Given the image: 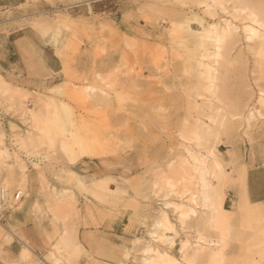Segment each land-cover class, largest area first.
<instances>
[{
    "label": "rangeland",
    "instance_id": "rangeland-1",
    "mask_svg": "<svg viewBox=\"0 0 264 264\" xmlns=\"http://www.w3.org/2000/svg\"><path fill=\"white\" fill-rule=\"evenodd\" d=\"M199 1L0 5V63L15 64L0 67V264H189L195 247L193 264H264V49L246 39L234 1L211 15ZM226 20L238 28L213 73L219 101L196 44L202 27ZM28 69L32 89L19 81ZM78 139L95 143L84 152ZM185 146L222 163L220 229L192 211L198 181L184 171ZM229 226L223 256L204 249Z\"/></svg>",
    "mask_w": 264,
    "mask_h": 264
},
{
    "label": "bare ground",
    "instance_id": "bare-ground-1",
    "mask_svg": "<svg viewBox=\"0 0 264 264\" xmlns=\"http://www.w3.org/2000/svg\"><path fill=\"white\" fill-rule=\"evenodd\" d=\"M230 1H232V2L234 1L232 3V4L235 3L234 9L237 12L244 13L245 14V20L248 21V24H246L243 27V30L246 34V39L249 42H253V44L260 45L264 49V3H261L258 1H253V0H205V1H202L201 3H200V1L197 3L201 4V5L202 4L205 5L207 8L206 12L208 13V11H209V14L211 15L212 13H210V12L215 7H219L220 9L227 11V9H228L227 6L229 7ZM237 28L238 27H236L229 20H226L223 25L211 24L209 28L202 27L201 39L198 40V42L196 44L199 48V54H198L199 60L197 62H198L199 68L200 67L203 68V70H200V71L202 72L203 80L206 81V83L204 84L205 90L212 97H214L215 99H217L219 101L221 100V96H219L217 93L218 89H217V85H216L215 77H214L213 73H214V70H216L215 68H216V63L218 62V60H220L224 56L228 55V53L226 52L227 50H225V49H227L226 43L230 42L231 39H233L235 37V35L237 34ZM183 29L184 30H190L189 24H187V25L185 24V26H183ZM87 91L88 92L92 91L91 95H93L92 89L87 88ZM249 111L250 112H249L248 119H251V118L255 117L256 115L260 116L257 108H255V111H254V109H250ZM31 139H32V136L29 134L25 139H23V141L24 142H26V141L30 142ZM78 143H79L80 147L84 150V152H87L94 145L95 139L91 140L90 142L87 140L78 139ZM184 149H185V153L189 159H187L186 157L184 158V160L182 162L184 167L183 166L182 167L184 168L185 173H191L192 172L191 170H194L196 173V175H194V176L197 177V181H198V193L194 197L189 198V200H188L189 203H191V205H192V203H193V205H194V203H196V205H197V207L194 208L192 211L195 212L197 208L200 209V207H201L202 211L208 216V220H207L208 223L207 224L209 225V227L211 226V228L213 230L216 227L218 229H220V225L223 224L225 221L224 216H223V212H222L223 197H222V194L219 190V182H220V178H221L222 172H223L222 163H220L218 160L215 159L214 164L210 165V164H208L207 160L202 159L200 156H198L196 153H194L193 149H191L190 147L185 146ZM188 171H190V172H188ZM171 180H173V179H171ZM169 182L166 184L167 188L168 187L172 188L173 186H175L171 182L170 183ZM176 182L177 181H175V183ZM0 184L6 186L7 185L6 180L0 179ZM0 190H4L7 194V191L4 188H1ZM18 193L21 195V192H18ZM6 196H8V195H6ZM15 200H18V198H15ZM6 201H7V199H6ZM189 209H191V208H189ZM195 214L196 213H194V215ZM188 215H189V213L184 214L183 217L186 218ZM206 218L207 217H205V219ZM164 221H165V218L164 219L161 218L160 220H158L156 222L157 223L156 227L158 229L162 228V230L164 228H166ZM204 224H205V222H204ZM205 226H206V224H205ZM235 226H237V225H235ZM197 227L199 228V226H197ZM153 231H154L153 229H150V235L151 236L156 238L160 235L158 231H156V230H155L156 232L155 231L153 232ZM239 232H240V230H238V233ZM233 233H234V231L230 226L228 228H226L225 230H221L218 242H217L218 239L216 240V242H213V241L208 242L205 239V241H204L205 244L207 243L209 245H206L207 247H205L204 249L207 248L211 252H214V251L218 252L221 256H223L224 247L226 245V242L233 235ZM237 236H238V234H237ZM160 237H158L156 239H159V238L162 239V242L167 244V245L173 246L175 244L173 236L169 235L168 233H165V234H163V236L161 235ZM203 238H205V237H203ZM229 240H231V238ZM234 240H236V238ZM212 242H213V244H211ZM197 243H199V242H197ZM201 244L204 245V243H201ZM185 245H186V247H190L189 246L190 243L188 240H186ZM172 246H171V248H172ZM146 247H145L144 251H146V249H147L146 252L147 253L151 252V256H153L152 255V252H153L155 254V258L157 260L162 259L165 255L164 253H162L160 251L161 249L158 250L156 247L153 248V246L150 244L147 245ZM200 248H201V246H200ZM202 252L203 251L200 250L199 247L198 248L195 247V250H192V251L190 250V252L188 253L190 255L187 258H186V254H184L182 252L181 253L184 254V256L188 260L187 262L189 264H193L195 261V258L197 256H199V254ZM186 253H187V251H186ZM146 254L144 256H146ZM148 255L150 256L149 253H148ZM150 259H153V258H150ZM183 259H184V257H183ZM220 260H222V257ZM59 261L60 260L58 258H56L54 262L56 264H58ZM142 261H144V259ZM150 261L151 260L145 261V264H149V263L152 264V262L154 263L153 260H152V262H150ZM180 262H181L180 260L176 259L175 261L172 262V264H181Z\"/></svg>",
    "mask_w": 264,
    "mask_h": 264
},
{
    "label": "crops",
    "instance_id": "crops-1",
    "mask_svg": "<svg viewBox=\"0 0 264 264\" xmlns=\"http://www.w3.org/2000/svg\"><path fill=\"white\" fill-rule=\"evenodd\" d=\"M13 1L15 0H0V5L11 6L14 4ZM14 65L8 61H3L2 63H0V67L4 72L10 71L11 67ZM34 72H35L34 69L25 70L24 75L19 79V81L24 87L29 88V89L36 87V79H35Z\"/></svg>",
    "mask_w": 264,
    "mask_h": 264
},
{
    "label": "built area",
    "instance_id": "built-area-1",
    "mask_svg": "<svg viewBox=\"0 0 264 264\" xmlns=\"http://www.w3.org/2000/svg\"><path fill=\"white\" fill-rule=\"evenodd\" d=\"M6 192L4 190H0V202L2 203H5L6 202V199H7V196H6ZM15 198H18L20 199V194L19 193H16L15 194Z\"/></svg>",
    "mask_w": 264,
    "mask_h": 264
}]
</instances>
